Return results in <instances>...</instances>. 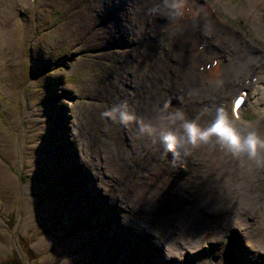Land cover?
<instances>
[{
  "label": "rangeland",
  "instance_id": "rangeland-1",
  "mask_svg": "<svg viewBox=\"0 0 264 264\" xmlns=\"http://www.w3.org/2000/svg\"><path fill=\"white\" fill-rule=\"evenodd\" d=\"M41 1L43 0H32L28 4V0H0V28L4 24L13 23L20 32L19 45L7 52L6 67L0 70V124L3 129V134H0L3 135L0 137V163L19 181L17 193L10 197L0 186V264H66L90 247L94 249L92 256L95 260L86 263V258L82 264H94L113 247L112 236L99 245L101 233L108 226L117 224L114 221L116 212L107 205L108 200L96 186L100 187L97 182L99 178L103 190H108L104 179L106 174L102 168L100 170L95 166V151L98 149L96 146L102 148L109 143L108 132L102 129L106 122H102L101 113L104 107L101 101L105 99L104 105L112 107L114 104L111 101L115 98L110 97L108 102L106 94L115 92L106 86H95L97 79L112 80L127 65L152 64L154 67L148 74L155 81L149 88L150 93H160V51L163 50L162 47L170 44L171 40L180 35L185 36L179 46L190 49L186 58L189 63L194 60L191 55L200 53L202 47L205 53L198 56L197 62L207 65L215 72L213 61L222 60L218 81H230L225 83V89L221 92H233L239 78L238 72L251 70L254 77L249 79L255 83L257 105H247L245 112L254 125H257L261 118L260 130L264 131V62L257 68L259 64H253L256 59L250 60V57H254L253 54L256 57H264V30L258 33L248 18L223 16L216 26L221 27L219 34L214 40H210L211 31L206 28V22L188 19L187 16L191 9L199 12L201 6L207 2L212 10H216L210 0H188L190 5L184 6V14L180 16H177L174 10L169 20L160 22V26L168 31L162 39L159 25L151 22L139 23L128 14V8L122 14L115 6L112 10L102 9L97 13L98 2L94 0H44L45 8L42 10L38 8ZM106 1H102V4L106 5ZM126 1L128 7L129 1L132 0ZM149 1L161 10L167 8L162 4V0ZM232 1L236 8L233 11H241L244 0ZM176 2L169 0L171 6ZM77 7L80 9L77 10ZM86 10L91 11L93 16L85 13ZM120 14L127 20V25L124 23L122 26L123 37L126 26L135 30L133 34H128L123 46L121 42L124 41L116 40L121 22L118 19ZM92 18L96 21L88 24L87 21ZM103 18L109 21L91 31V27L98 25L97 22ZM182 21L185 23L182 24ZM193 21L198 23L196 30L189 25ZM235 31L239 37L233 39L230 34L233 32L237 36ZM105 36L107 37L103 39ZM227 36L223 42L222 39ZM112 43L115 44L109 46ZM199 44L204 45L198 47ZM244 50L247 57L242 59ZM19 54L23 56L22 61L18 60ZM9 55L12 57H8ZM230 55L232 57L228 60ZM194 76L200 83L201 77L208 79L204 83H212L209 76H202L200 73ZM88 83L92 84V87L87 86V89H84V85ZM225 101L228 102L227 99ZM195 104L196 99H192L191 105ZM146 105L160 109V103H157L155 96H149ZM92 118L95 121H92ZM107 122L109 123L110 119L107 118ZM119 134L118 131L115 136ZM131 134L136 140L144 135L145 131L141 132L140 136L138 130L132 131ZM9 142L14 145V157L10 159L4 155L8 152ZM159 145L160 143L156 149L160 150ZM131 150L133 149L127 151ZM149 153L152 154L150 150ZM156 157L158 161L160 157ZM113 164H116L115 160ZM168 166L169 169H174L171 164ZM182 167L179 169L180 175L174 174L173 180L180 179L183 172L187 173L188 166L182 164ZM119 172L123 173V170L119 168ZM255 172L258 175L260 172L264 174V168L256 167ZM95 173L98 174L95 175L96 178ZM235 173L236 171H231L229 176L232 177ZM75 176L80 178L77 184L73 182ZM130 176L131 179L126 184L141 181L144 183L143 189L140 190L134 184L128 191L123 190L132 212L129 213V219L122 218L119 221V232L116 235L118 234L122 241L115 257L106 264H137L139 260H143V264H156L163 254L170 255L168 245L173 247L169 260L173 264L172 257L179 254L174 246H177L185 235L191 236L193 227L180 224L170 213L174 211L173 206H170V209L165 207L166 194L161 193L160 187L168 184L160 186L159 181L154 186V177L158 178L160 175L150 170L145 174ZM263 178L260 183L253 182L259 190L255 200L245 202L249 213L260 215V218H264ZM112 194L113 191L110 190L109 195ZM249 203H252V206ZM114 205L116 207L117 204ZM174 212L181 214L180 211ZM231 216L233 217H229V220L227 218L223 221L227 225L225 229L222 223L223 237L215 238L211 242L199 241L201 251L197 254L182 255L181 259L185 260V264H247V260L253 264H264V253L261 256L255 253V256L248 257L241 247V244L246 243L241 237L264 243V221L261 222L263 227L258 230L249 224V234L244 237L241 228L239 232L234 229L241 226L237 220L239 216L235 213ZM130 217L144 220L133 223L130 227ZM178 218L180 219V216ZM152 219L155 220L151 222ZM121 225L125 229H120ZM133 228L140 234H135ZM98 229L101 231L92 237L86 234ZM209 233L214 236L213 231ZM74 234H80L83 240L75 247H65V242ZM127 245L128 250L125 251ZM133 250L134 256L130 263H124L122 260ZM161 250L165 251L162 255ZM32 254L37 258L36 261L29 259Z\"/></svg>",
  "mask_w": 264,
  "mask_h": 264
},
{
  "label": "bare ground",
  "instance_id": "bare-ground-1",
  "mask_svg": "<svg viewBox=\"0 0 264 264\" xmlns=\"http://www.w3.org/2000/svg\"><path fill=\"white\" fill-rule=\"evenodd\" d=\"M31 1L32 0H28V4ZM65 1L67 0H62V2ZM120 1L121 0H116L115 3H119ZM176 1L178 2V0ZM210 1L214 3V7H222L223 11L232 17L248 18L251 20L253 27L258 33H261V30H264L262 29L264 28V0H244L241 6L243 8L239 12L233 11V2L231 0ZM44 3V0L41 1L38 8L44 10ZM162 4L167 6L165 10H161L160 8L151 5L149 0H132L128 3V14L139 23L151 22L160 26L161 21L169 20L174 14V10L169 4V0H162ZM181 4L180 15L184 14V6H189L190 2L188 0H181ZM191 7L193 8V6ZM201 7L202 8L199 12L191 9L190 13L187 15L188 19L199 20V22L205 21L207 24L206 28L211 31L209 32L210 40H214V37L219 34V29L221 28L220 26L216 27L217 19H221L223 13L212 10L208 2ZM103 8L104 4H97L98 11ZM120 18L121 21L126 24L127 20L125 17L121 16ZM93 21L95 22L94 18L88 20L87 23L89 24ZM97 23L99 24V22ZM184 23L185 22L182 21V24ZM197 24L198 23L195 21L189 23L190 26L195 27V30L196 27H199ZM134 32L135 30L133 27L126 26L125 38H122L120 34H118L116 35V40L126 41L128 34H133ZM18 33L20 32L13 23L4 24V26L0 28V70L5 69L6 67L7 52L19 45L18 40L20 34ZM235 33L237 36L232 32L230 37L233 39L238 38V32L235 31ZM167 34L168 31L160 26V39L164 38ZM106 37L107 36L103 39ZM185 38V36L181 37L180 35L171 40L170 44L162 47L163 50L160 51V93H150L149 88L155 81V79L148 74V71H151L154 67L152 64L145 66L142 64L132 66L127 65L124 70L112 80L101 78L97 79V82H95V86H106L112 88L115 92L114 94L109 95L105 93L108 97V102H110V97L115 98L111 101L114 105L126 100L129 103L130 108L135 111L138 118L143 121V124L151 125L153 131L151 133L145 131L144 135L135 140L131 132L138 130L140 136L142 132L140 130V124L132 123L128 126H124L118 122H113L111 119L108 123L107 118H102V122H106L102 129L108 132L109 143L102 148H100L99 145L96 146L98 149L95 151L96 161H94L96 168H102L106 174L104 179L108 185V190H103L102 185L99 183V178H97V182L101 188L98 187V185L96 186L97 189L103 193V197L108 200L107 205L116 212L117 215L114 217V221L117 222V224L108 226V228L101 233L102 235L98 240L99 245L102 242L109 240L112 236L113 242L111 244L113 247L108 249L107 254L101 256L100 261L95 262L94 264H106L115 257V254L119 250V243L122 239L117 236L118 234L116 235V233L119 232L118 223L122 218L129 219V213L132 212L123 190L128 191V189L134 187V184L141 190L144 185L141 181L134 184H126L127 181H130L131 174L140 175L152 170L153 173L160 175L158 178L156 176L154 177V181L156 182L154 183V186H156L159 181L160 186L162 184H168L160 187L161 193L166 194L164 202L165 207L170 209V206H173L172 210L180 211L181 214L174 211L170 213L180 221V224L184 223L185 226L193 227L191 236L187 237V235H185V239L183 238L177 246H174L176 251H179V254L176 255L177 257H172L173 264H181V262L185 264V260L181 259L182 255L186 253L197 254L201 251V248H199V245H201L199 244V241L200 243L211 242L215 238L223 237V233H221L222 223L223 228L225 229L227 225L223 221L227 218L229 220V217H233L231 215L234 213L239 216V219L237 218V220H239V223L241 224L240 227H235L234 229L239 232L241 228L240 231L244 237L249 234V224H252L255 230L263 227L261 222L264 221V218H260V215H251L249 213V208L245 204V202H249V200L250 202H252L253 199L255 200L256 195L259 193L258 187H256L253 182L257 181L260 183L262 182V177H264L263 173L260 172V175H258L255 172L256 167L252 162L248 161L246 158L238 159L233 157L226 150L221 149V147L214 141L208 144H201L194 149L189 146V155H185L183 150L178 149L179 154L174 158L172 153L165 151L164 146L159 140L160 131L172 127H178L181 123V121L177 120L176 123L173 124L171 119H169L170 113L181 111L187 118L196 119L202 127H207L215 118L217 108H223L228 113L229 117L233 119L234 99L246 88L244 87L240 89L241 87L247 86L251 90L245 105L250 107L253 103L257 102L255 83H252L249 79V77L253 76L250 69L240 70L238 72L239 78L233 92H221L225 89V83L230 81H225V79H223L224 81H218L222 60L215 59L213 61L215 64V72H213V70L207 65L197 62L198 56L202 55L201 53H205V50H202L200 53L192 54L191 57L194 58V60L192 63H189L186 58L187 52H189L190 49L186 46H179ZM227 38L228 36L223 38L222 41L224 42ZM229 41L233 43L231 39ZM201 45L204 44H199L198 47ZM206 47L209 48L211 46L206 45ZM171 50H173V52H171ZM246 53L247 52L244 50L241 57L242 59L247 57ZM253 56L254 57H250V60L253 61L256 59L253 64H259L257 68L261 67L260 64L264 62V57L260 55H257L256 57L255 54H253ZM8 57H12V55H9ZM230 57H232V55L228 56V60H230ZM18 60H23L21 54L18 55ZM242 65L244 67L246 66L245 64ZM237 68L238 66L236 69ZM196 72L200 73L202 76H209V78L212 79V83H204L208 80L206 77H201L200 80L202 82H198L194 76L197 74ZM258 72L259 70L256 71V73ZM87 86L90 88L92 87V84L88 83L87 85H84L83 88L87 89ZM149 96L156 97L157 103H160V109H154L153 107L146 105ZM224 98L225 100H228L227 103ZM192 99H196L195 105H191ZM103 100L104 101H101V104H103L104 107L102 112L109 108V105H104L106 102L105 99ZM166 102L170 105L167 109L164 107ZM180 103L181 105H179ZM244 111L243 107L241 113L242 122L250 124L262 137H264V131L260 130L261 118L259 123L254 125L247 121ZM92 121H95L94 118H92ZM1 130L3 129L0 124V134H3L1 133ZM118 131L120 133L119 136H115ZM2 136L3 135H0V137ZM118 137H120L119 140H116ZM159 143L160 150L156 149V146ZM7 149L8 152L4 153L5 157L8 159L14 157V145L9 142ZM129 149L133 150L127 151ZM154 149L156 150L154 151ZM149 150L152 154L149 153ZM155 153L160 157L158 160L160 163H158ZM164 153H167V155H164ZM114 160L116 162L115 165L113 164ZM227 162H230V164H227ZM169 164H171V167L174 169H169ZM182 164L188 166V169H186L187 173L183 172L180 179L173 180L174 174L178 176L180 175L179 169L183 168ZM119 168L123 170V173L119 172ZM82 171L84 172L83 167ZM87 171L90 172L89 169H87ZM231 171H236L232 177L229 176ZM95 175L98 174L95 173L94 176ZM148 176L151 178V175L148 174ZM73 182L76 184L80 182L79 176H75ZM0 186L2 191H4L9 197L16 194L17 189L19 188L17 177L2 163H0ZM110 190L113 191L112 195H109ZM145 190L147 191V189ZM110 198H114V200L112 201ZM114 204H117L116 207ZM249 204L252 206V203ZM118 205H122L123 207L121 208ZM255 205H257V202ZM162 213L163 212H160V214ZM87 214L89 213L87 212ZM178 216H180V219ZM130 220L131 227L133 223H137L144 219L140 218V220H138V217H130ZM154 220L155 219H152L151 222ZM242 223H245L246 225H242ZM119 228L123 229L124 226L121 225ZM163 230L166 229L163 228ZM100 231L101 229H98L96 231L86 232V234L89 237H92L93 234ZM133 231H135V234L137 235L140 234L135 228H133ZM211 231L214 232V236H210L209 232ZM241 239L246 241V243L241 244V247L245 250L248 257L255 256V253L258 256H261L262 253H264L263 242H260L259 240L252 242V238L245 239L241 237ZM82 240L83 238L80 234H74L65 242L64 246L75 247L77 244H80ZM168 248H170L169 254L171 255L173 247L168 245ZM124 250H128V245ZM93 252L94 249L92 247L85 249L76 257L72 258L67 264H82V261L86 258V263L94 261L95 258L92 256ZM162 252L165 253L164 250H161V255ZM170 255L163 254L160 256L159 262L156 264H171L169 261ZM133 256L134 250L121 260L124 263H130ZM143 263V260H139L137 264ZM246 263L253 264L249 260H247Z\"/></svg>",
  "mask_w": 264,
  "mask_h": 264
},
{
  "label": "clouds",
  "instance_id": "clouds-1",
  "mask_svg": "<svg viewBox=\"0 0 264 264\" xmlns=\"http://www.w3.org/2000/svg\"><path fill=\"white\" fill-rule=\"evenodd\" d=\"M94 1L98 2L97 4H100L104 0ZM115 1L116 0H107L103 9L112 10V7L115 6L116 10L121 11V14L127 10L126 0H121L119 3H115ZM181 6V0H178V2L173 3L172 5L177 16L180 15ZM216 8L223 9L222 7ZM100 11L96 8L97 13ZM86 12L89 13L90 16H93L91 11L86 10L85 13ZM121 14L118 17L120 20V16H124ZM222 16L225 15L223 14ZM102 21L105 22L101 23ZM108 21L109 20L104 18L100 19L98 25L91 27V31L104 26ZM219 21L220 19H217L218 24ZM110 24H112V22ZM122 26H124V22L121 21L120 26L118 27L119 34L122 38H125L123 37ZM125 42L126 41L121 42V45L123 46ZM114 44L115 43H112L109 46H113ZM202 50H204L203 47L201 48V51ZM164 107L165 109L170 107L169 103L166 102ZM101 116L103 118L111 119L113 122L123 124L124 126H128L132 123L140 124V130L142 132L148 131L151 133L153 131L151 125L143 124V121L138 118L135 111L130 108L129 103L126 100L103 111ZM169 119H171L173 124H175L177 120L181 121V123L178 127H172L160 131L159 140L164 146L165 151L172 153L174 158L179 154L178 149L183 150L185 155H189V146L194 149L201 144H208L214 141L221 147V149L226 150L233 157L238 159L246 158L256 167L264 168V137H262L259 132L247 122H235L229 117L228 113L223 108L216 109L215 118L207 127H202L196 119L187 118L181 111L170 113Z\"/></svg>",
  "mask_w": 264,
  "mask_h": 264
},
{
  "label": "trees",
  "instance_id": "trees-1",
  "mask_svg": "<svg viewBox=\"0 0 264 264\" xmlns=\"http://www.w3.org/2000/svg\"><path fill=\"white\" fill-rule=\"evenodd\" d=\"M29 259H30V260H35V261H36L37 258L32 254V255L29 256ZM21 262H22V261H21ZM19 264H21V263H19Z\"/></svg>",
  "mask_w": 264,
  "mask_h": 264
}]
</instances>
